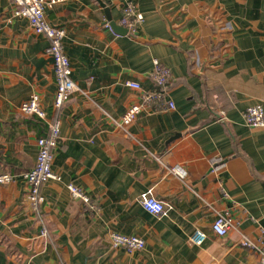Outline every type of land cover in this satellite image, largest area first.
I'll return each instance as SVG.
<instances>
[{"label":"crops","instance_id":"crops-1","mask_svg":"<svg viewBox=\"0 0 264 264\" xmlns=\"http://www.w3.org/2000/svg\"><path fill=\"white\" fill-rule=\"evenodd\" d=\"M130 2L145 22L119 34L107 26L105 6L120 25ZM16 7L0 0V173L14 176L0 184V264H262L241 238L260 244L264 230V128L244 120L248 107L264 105V0L47 6L49 22L66 30L78 88L59 111L49 40L14 16ZM155 60L170 71L165 89L175 107L144 108L129 126H116L140 102L142 90L126 82L156 87ZM35 94L45 119L21 110ZM56 115L53 170L61 178L42 184L35 205L25 174ZM69 182L97 209L74 198ZM149 190L166 204L164 214L141 204ZM227 211L234 225L219 236L212 224ZM197 231L207 237L203 244H193ZM112 232L138 235L145 248L113 247Z\"/></svg>","mask_w":264,"mask_h":264},{"label":"built area","instance_id":"built-area-1","mask_svg":"<svg viewBox=\"0 0 264 264\" xmlns=\"http://www.w3.org/2000/svg\"><path fill=\"white\" fill-rule=\"evenodd\" d=\"M17 6L14 16L26 18L36 33L44 35L49 40V53L53 57L54 73L56 79V94L54 105L57 111L61 110L63 105L70 99L71 95L78 89L72 78L71 61L64 50V39L66 30L61 27L54 26L46 18L45 10L47 6H51L57 2L65 0H13ZM145 22V16L142 14L134 3H128L123 9V15L119 24L127 28L129 32L136 33L137 30ZM107 26H110L108 23ZM155 70L152 73L155 82V88L152 90H143L137 81H128L126 85L135 89H141V97L139 103H134L127 108L120 119L114 120L116 126L126 127L134 122L144 108L154 110H163L174 108L175 104L168 98L166 84L170 79V71L163 66L158 60L154 61ZM21 110L26 114H36L41 118H46V112L39 104L38 95H33L30 100L24 102ZM222 114V113H221ZM222 116V115H221ZM224 120V117H220ZM245 124L249 127L264 128V105L261 103L248 107L244 113ZM50 132L48 136L38 139V155L35 166L25 174L30 186V199L38 205L43 200L40 194L42 184L50 180H60V176L53 170V161L56 148L59 146L61 138V120L56 115L49 124ZM172 172L179 177H184V172L178 167L172 168ZM14 179L9 173H0V184H4ZM70 193L74 198L81 199L86 207L90 210L97 209V204L85 192V190L73 182L67 185ZM229 198L227 193L224 194ZM141 204L150 213L162 215L166 212V204L157 199L152 192L146 191L141 194ZM233 218L227 211L220 214L213 222L212 229L219 236H225L233 228ZM43 233L46 234L45 229ZM199 239H193L194 245L203 244L207 237L201 231H197ZM111 245L113 247L124 248L128 252L139 251L145 248V240L138 235H127L120 232H112L110 235ZM241 244L245 247L255 250L264 264V230H262L260 244H255L247 236L241 238Z\"/></svg>","mask_w":264,"mask_h":264},{"label":"water","instance_id":"water-1","mask_svg":"<svg viewBox=\"0 0 264 264\" xmlns=\"http://www.w3.org/2000/svg\"><path fill=\"white\" fill-rule=\"evenodd\" d=\"M105 12L107 14V18L109 21L110 26L113 28V30L119 34H126L128 33V29L118 25L115 21L112 20L111 14H110V9L105 6Z\"/></svg>","mask_w":264,"mask_h":264}]
</instances>
